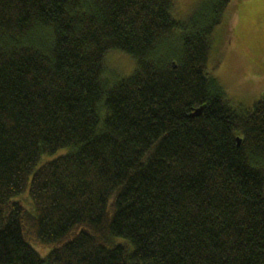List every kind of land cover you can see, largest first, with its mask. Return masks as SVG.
<instances>
[{"label":"trees","instance_id":"trees-1","mask_svg":"<svg viewBox=\"0 0 264 264\" xmlns=\"http://www.w3.org/2000/svg\"><path fill=\"white\" fill-rule=\"evenodd\" d=\"M230 2L0 0V264H264V97L209 72Z\"/></svg>","mask_w":264,"mask_h":264},{"label":"rangeland","instance_id":"rangeland-1","mask_svg":"<svg viewBox=\"0 0 264 264\" xmlns=\"http://www.w3.org/2000/svg\"><path fill=\"white\" fill-rule=\"evenodd\" d=\"M203 0H174L176 16L188 21L200 13ZM109 78L115 81L130 76L134 60L120 51L109 52L106 59ZM210 75L222 86L227 100L243 109H251L264 97V2L262 0H231L223 22L216 28L212 39L209 64ZM61 150L45 156L42 162L52 160ZM40 164V165H41ZM31 210L28 192L16 198ZM43 257L49 248L34 246Z\"/></svg>","mask_w":264,"mask_h":264},{"label":"water","instance_id":"water-1","mask_svg":"<svg viewBox=\"0 0 264 264\" xmlns=\"http://www.w3.org/2000/svg\"><path fill=\"white\" fill-rule=\"evenodd\" d=\"M238 142L240 143V138H238Z\"/></svg>","mask_w":264,"mask_h":264},{"label":"snow or ice","instance_id":"snow-or-ice-1","mask_svg":"<svg viewBox=\"0 0 264 264\" xmlns=\"http://www.w3.org/2000/svg\"><path fill=\"white\" fill-rule=\"evenodd\" d=\"M262 2H264V0H262Z\"/></svg>","mask_w":264,"mask_h":264}]
</instances>
